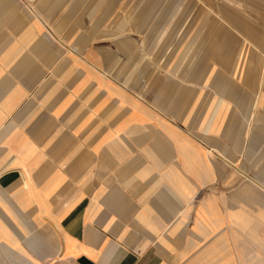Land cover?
<instances>
[{
    "label": "crops",
    "instance_id": "crops-1",
    "mask_svg": "<svg viewBox=\"0 0 264 264\" xmlns=\"http://www.w3.org/2000/svg\"><path fill=\"white\" fill-rule=\"evenodd\" d=\"M90 1L0 0V264H263L213 241L198 139L88 52Z\"/></svg>",
    "mask_w": 264,
    "mask_h": 264
},
{
    "label": "rangeland",
    "instance_id": "rangeland-1",
    "mask_svg": "<svg viewBox=\"0 0 264 264\" xmlns=\"http://www.w3.org/2000/svg\"><path fill=\"white\" fill-rule=\"evenodd\" d=\"M95 1L81 28L96 33L90 21L102 7L114 42H88V52L108 46L114 82L161 100L183 135L198 139L214 183L195 197L206 195L219 213L214 226H225L213 241L233 243L231 258L264 264V0Z\"/></svg>",
    "mask_w": 264,
    "mask_h": 264
},
{
    "label": "bare ground",
    "instance_id": "bare-ground-1",
    "mask_svg": "<svg viewBox=\"0 0 264 264\" xmlns=\"http://www.w3.org/2000/svg\"><path fill=\"white\" fill-rule=\"evenodd\" d=\"M205 77H207V75H205ZM242 172V171H241ZM246 175V174H245ZM244 180V179H243ZM235 182V181H234ZM260 185V184H259ZM264 217V214H263ZM262 246L264 247V242H262Z\"/></svg>",
    "mask_w": 264,
    "mask_h": 264
}]
</instances>
